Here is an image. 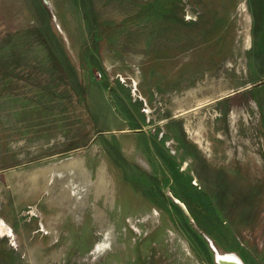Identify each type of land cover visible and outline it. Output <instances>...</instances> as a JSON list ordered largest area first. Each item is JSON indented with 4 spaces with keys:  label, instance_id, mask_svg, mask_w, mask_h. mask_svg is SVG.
Masks as SVG:
<instances>
[{
    "label": "rangeland",
    "instance_id": "374dc122",
    "mask_svg": "<svg viewBox=\"0 0 264 264\" xmlns=\"http://www.w3.org/2000/svg\"><path fill=\"white\" fill-rule=\"evenodd\" d=\"M209 240L264 264V0H0V264Z\"/></svg>",
    "mask_w": 264,
    "mask_h": 264
},
{
    "label": "bare ground",
    "instance_id": "6f19581e",
    "mask_svg": "<svg viewBox=\"0 0 264 264\" xmlns=\"http://www.w3.org/2000/svg\"><path fill=\"white\" fill-rule=\"evenodd\" d=\"M59 177H61V176H59ZM68 182V181H67ZM176 204H178L179 205V207L184 211V210H186L185 209V207L182 205V204H180V203H178V202H175ZM181 205V206H180ZM18 207V206H17ZM4 223H6L5 221H4ZM5 225H7V224H5ZM3 236V235H2ZM11 237V236H10ZM5 239H7V238H5ZM210 241V240H209ZM210 243H211V241H210ZM211 246H212V248L215 250V251H217V249L212 245V243H211ZM216 259L217 260H219L220 262H222L223 264L225 263V264H243L242 262H241V260L235 255V254H232V253H230V254H224V255H220L219 254V252L217 251L216 252Z\"/></svg>",
    "mask_w": 264,
    "mask_h": 264
},
{
    "label": "water",
    "instance_id": "95a60500",
    "mask_svg": "<svg viewBox=\"0 0 264 264\" xmlns=\"http://www.w3.org/2000/svg\"><path fill=\"white\" fill-rule=\"evenodd\" d=\"M184 212H185V214H188L186 210H184ZM208 243H209L210 248H211L212 251L214 252V259H215L216 264H223L222 262H220L219 260L216 259V252H217V251H215V250L212 248L210 241H208ZM224 264H225V263H224Z\"/></svg>",
    "mask_w": 264,
    "mask_h": 264
}]
</instances>
